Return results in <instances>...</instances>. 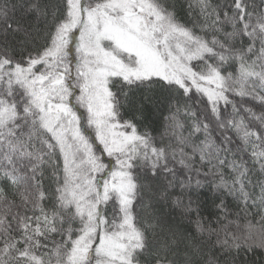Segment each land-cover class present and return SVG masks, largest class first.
Masks as SVG:
<instances>
[{"label": "snow or ice", "instance_id": "obj_1", "mask_svg": "<svg viewBox=\"0 0 264 264\" xmlns=\"http://www.w3.org/2000/svg\"><path fill=\"white\" fill-rule=\"evenodd\" d=\"M255 254L264 0H0V264Z\"/></svg>", "mask_w": 264, "mask_h": 264}, {"label": "trees", "instance_id": "obj_2", "mask_svg": "<svg viewBox=\"0 0 264 264\" xmlns=\"http://www.w3.org/2000/svg\"><path fill=\"white\" fill-rule=\"evenodd\" d=\"M169 2H172V0H169ZM178 3L183 4L184 0H177ZM183 15V13H181ZM210 194H206V196L202 197V199H205L207 201L208 204L211 203V200L209 199ZM237 224L244 226L247 223V220H245L243 217H241L240 219H238L236 221ZM184 228H187L188 225L185 223L184 225H182ZM258 227V225H257ZM254 264H264V256H261L259 254H255L252 255L250 258Z\"/></svg>", "mask_w": 264, "mask_h": 264}]
</instances>
